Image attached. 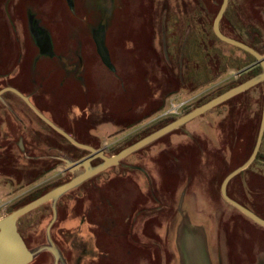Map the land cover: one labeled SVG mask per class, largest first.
Segmentation results:
<instances>
[{
  "label": "rangeland",
  "instance_id": "1",
  "mask_svg": "<svg viewBox=\"0 0 264 264\" xmlns=\"http://www.w3.org/2000/svg\"><path fill=\"white\" fill-rule=\"evenodd\" d=\"M222 2L0 0V90L18 89L80 143L117 154L262 72L239 74L254 57L214 33ZM101 26L115 70L97 50ZM221 29L264 54V0H229ZM263 96L259 82L68 191L49 234L51 202L24 215L18 228L36 252L29 264L55 263L44 245L60 252L59 264H182L185 223L207 233L213 264H256L264 226L227 202L221 185L253 151ZM88 153L20 96L1 94L0 219L69 181L64 159ZM227 192L264 218V138Z\"/></svg>",
  "mask_w": 264,
  "mask_h": 264
},
{
  "label": "water",
  "instance_id": "2",
  "mask_svg": "<svg viewBox=\"0 0 264 264\" xmlns=\"http://www.w3.org/2000/svg\"><path fill=\"white\" fill-rule=\"evenodd\" d=\"M228 4H229V0H223L221 7L213 21L214 33L219 39L229 44H232L234 46H237L245 50L246 52L250 53L252 56H254L255 59L253 60V62L242 67L238 71L239 74L241 75L245 74L246 72L254 69L257 66H260L262 68V72L258 76L252 77L244 81L243 83L212 98L208 102L196 107L195 109L188 112L187 114L167 123L166 125L160 127L159 129L155 130L151 134L145 136L144 138L138 140L137 142L131 144L130 146H127L126 148L122 149L117 154L107 156L105 155L104 150L102 148H95L93 146L80 143L72 135L66 132L63 128L59 127L52 120H50L47 116H45L31 102L29 97L23 94L18 89L12 88V87H6L0 90V96L4 91H7V90H10L16 93L32 108V110L40 118H42L48 125H50L53 129H55L61 135H63L68 141H70L72 144H74L77 147H80V148H83L89 151L87 155L81 157L78 160L64 159L66 169L74 174V176L69 181L52 188L45 194L15 209L11 213H9L8 215L0 219V264H29L30 262H32V260L36 256V252L27 246L18 228V221L24 215L30 213L31 211L37 209L38 207L44 205L47 202H51L53 216L47 228V233L49 234L50 228L57 218L56 203H57V200L62 195L74 189L75 187L79 186L80 184H82L89 178L95 176L96 174L106 170L107 168L113 165L119 164V162L125 157H127L128 155L141 149L142 147L148 145L149 143L155 141L156 139L162 137L163 135L171 132L172 130L180 127L184 123L192 120L193 118L199 116L200 114L208 111L209 109L217 106L218 104L226 101L227 99L249 89L253 85L259 82H264V54L259 53L255 48H253L252 46H250L249 44L243 41L227 36L221 30V25H220L221 20L226 12ZM94 39L97 44L98 53L100 54L103 62L110 69H114L108 48L105 43V29L103 26L100 27L99 30H97V32H95ZM263 135H264V96H263L262 120H261V125H260V129H259V133H258V137H257L254 150L252 154L250 155V157L241 166L233 170L230 174H228L225 177L221 185V193L227 202L232 204L234 207H236L238 210H240L242 213H244L247 217H249L254 222L264 226V218L260 217L258 214L248 209L247 207L243 206L242 204L235 201L234 199L230 198L227 193V185L229 181L234 176H236L238 173L247 169L250 166V164L254 161V159L257 157V154L259 152V149L262 143ZM95 158H101L102 162L98 164L97 166H92L91 162ZM77 171H80V172L77 174ZM184 225H183L182 231H180L181 238H182L180 240V246L185 255V259H186L185 264H208L204 247L193 244L192 241H190L191 231L188 229V227H186V225L185 226ZM43 250H49L50 252H52L55 258L54 264H59V262L61 261V254L56 248L44 245L43 247L39 249V252Z\"/></svg>",
  "mask_w": 264,
  "mask_h": 264
},
{
  "label": "flooded vegetation",
  "instance_id": "3",
  "mask_svg": "<svg viewBox=\"0 0 264 264\" xmlns=\"http://www.w3.org/2000/svg\"><path fill=\"white\" fill-rule=\"evenodd\" d=\"M31 24H33V22L31 21ZM221 25V24H220ZM102 27V26H101ZM33 26L31 25V29L33 30ZM35 30L34 31H38L37 33V37L39 38V39H41V37L42 36H40V32H39V28H34ZM222 30V29H221ZM35 35V34H34ZM43 36H45V35H43ZM254 48V47H253ZM255 59V58H254ZM257 67H260V66H257ZM256 68V67H255ZM111 70H115V68L114 69H111ZM264 83V82H263ZM10 90H7V91H4V92H9ZM3 92V93H4ZM10 92H13V91H10ZM2 93V94H3ZM14 93V92H13ZM14 94H16V93H14ZM37 107V106H36ZM31 108V107H30ZM32 109V108H31ZM262 114H263V106H262V111L259 113V115H255L254 117H253V130L255 129V128H258V133H259V129H260V125H261V120H262ZM167 124V123H166ZM166 124H164V125H166ZM246 124V126L245 127H243V128H245L244 129V132H243V135H244V137H242L241 139L242 140H244V141H247L248 139H249V135H250V133L247 131V129L249 130L250 128H252V126L250 125V123H245ZM163 125V126H164ZM162 127V126H161ZM234 127V126H233ZM232 127V128H233ZM232 128H228V132H227V135H228V140H231L232 142L231 143H234L235 142V145L237 146V148H238V151L240 150V146H239V138H237V137H234L233 135H234V130L232 129ZM235 128V127H234ZM258 133H257V137H258ZM257 137H256V141H257ZM263 138H264V135H263ZM224 139L225 140H227V138L226 137H224ZM263 140V139H262ZM238 143V144H237ZM255 144H256V142H255ZM229 146H230V142H229ZM255 147V146H254ZM253 150H254V148H253ZM260 150V149H259ZM253 152V151H252ZM252 152H251V154H252ZM259 153V152H258ZM250 154V155H251ZM257 156H258V154H257ZM250 157V156H249ZM257 158V157H256ZM255 158V159H256ZM254 159V160H255ZM252 164V163H251ZM250 164V165H251ZM236 169V168H235ZM234 170V169H233ZM246 170V169H245ZM245 170H243V171H245ZM243 171H241V172H243ZM80 171H77V174L79 173ZM240 172V173H241ZM239 174V173H238ZM235 177V176H234ZM233 177V178H234ZM254 177H256V173L255 172H253V178ZM232 178V179H233ZM231 179V180H232ZM230 180V181H231ZM230 181H229V183H230ZM229 183H228V185H227V189H228V186H229ZM228 193V192H227Z\"/></svg>",
  "mask_w": 264,
  "mask_h": 264
},
{
  "label": "crops",
  "instance_id": "4",
  "mask_svg": "<svg viewBox=\"0 0 264 264\" xmlns=\"http://www.w3.org/2000/svg\"><path fill=\"white\" fill-rule=\"evenodd\" d=\"M186 227H188V229L191 231V238H190V241H192L193 244H196V245H200L201 247H204V250H205V254H206V259L208 261V264H213V260L211 258V255H210V250H209V238L207 236V233H200V232H197L195 231V229H197L196 227H190L188 226V224H186ZM193 231V232H192ZM181 233L179 232L178 233V236H177V244H178V247L180 248V251L181 253L183 254V261H182V264H185V255H184V252L182 251L181 249V246H180V240H181ZM189 239V238H188ZM187 239V241H188ZM264 255H261L259 257V259L256 261V264H264ZM172 260V259H171ZM175 263L178 262V258L175 260L174 258V261Z\"/></svg>",
  "mask_w": 264,
  "mask_h": 264
},
{
  "label": "trees",
  "instance_id": "5",
  "mask_svg": "<svg viewBox=\"0 0 264 264\" xmlns=\"http://www.w3.org/2000/svg\"><path fill=\"white\" fill-rule=\"evenodd\" d=\"M234 38H235V37H234ZM237 39H238V38H237ZM249 54H250V53H249ZM253 57H254V56H253ZM258 68H260V67H256V68H254V69H253V73L256 72V70H257ZM166 123H167V122H165V124H166ZM256 129L258 130V128H256ZM61 136H62V135H61ZM64 138H65V137H64ZM65 139H66V138H65ZM66 140H67V139H66ZM67 141H68V140H67ZM20 219H21V218H20ZM20 219H19V221H20ZM19 221H18V222H19Z\"/></svg>",
  "mask_w": 264,
  "mask_h": 264
}]
</instances>
